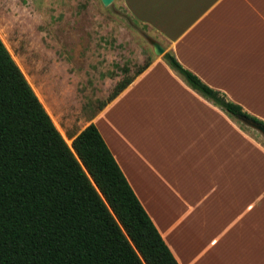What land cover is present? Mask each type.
I'll use <instances>...</instances> for the list:
<instances>
[{
	"label": "crops",
	"instance_id": "crops-1",
	"mask_svg": "<svg viewBox=\"0 0 264 264\" xmlns=\"http://www.w3.org/2000/svg\"><path fill=\"white\" fill-rule=\"evenodd\" d=\"M116 1L264 121V0ZM92 122L179 264H264V144L163 56Z\"/></svg>",
	"mask_w": 264,
	"mask_h": 264
},
{
	"label": "trees",
	"instance_id": "trees-1",
	"mask_svg": "<svg viewBox=\"0 0 264 264\" xmlns=\"http://www.w3.org/2000/svg\"><path fill=\"white\" fill-rule=\"evenodd\" d=\"M163 57L242 124H264L171 52ZM67 140L0 36V264H179L97 125Z\"/></svg>",
	"mask_w": 264,
	"mask_h": 264
},
{
	"label": "rangeland",
	"instance_id": "rangeland-1",
	"mask_svg": "<svg viewBox=\"0 0 264 264\" xmlns=\"http://www.w3.org/2000/svg\"><path fill=\"white\" fill-rule=\"evenodd\" d=\"M145 35L164 44L116 0H0V36L63 134L85 126L120 82L157 57Z\"/></svg>",
	"mask_w": 264,
	"mask_h": 264
},
{
	"label": "water",
	"instance_id": "water-1",
	"mask_svg": "<svg viewBox=\"0 0 264 264\" xmlns=\"http://www.w3.org/2000/svg\"><path fill=\"white\" fill-rule=\"evenodd\" d=\"M101 1L103 2L104 5L107 6V5L111 4L114 0H101ZM145 36L147 37V39L152 44L155 54L158 56H163L166 52V48L158 40L154 39L153 37H151L149 35H145ZM241 120L244 123H246L247 125L252 126L256 130L261 132L264 136V124L254 122V121H252L246 117H241ZM70 145L72 147V144H70Z\"/></svg>",
	"mask_w": 264,
	"mask_h": 264
},
{
	"label": "bare ground",
	"instance_id": "bare-ground-1",
	"mask_svg": "<svg viewBox=\"0 0 264 264\" xmlns=\"http://www.w3.org/2000/svg\"><path fill=\"white\" fill-rule=\"evenodd\" d=\"M68 142H69V144H71V143H70L71 141L68 140Z\"/></svg>",
	"mask_w": 264,
	"mask_h": 264
}]
</instances>
